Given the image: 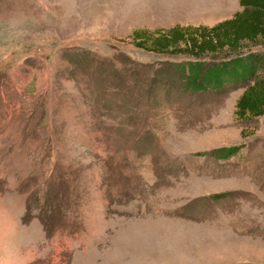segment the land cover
I'll return each mask as SVG.
<instances>
[{"label": "rangeland", "instance_id": "1", "mask_svg": "<svg viewBox=\"0 0 264 264\" xmlns=\"http://www.w3.org/2000/svg\"><path fill=\"white\" fill-rule=\"evenodd\" d=\"M240 9L0 0V264H264V116L237 122L243 87L184 89L191 57L129 36Z\"/></svg>", "mask_w": 264, "mask_h": 264}, {"label": "trees", "instance_id": "2", "mask_svg": "<svg viewBox=\"0 0 264 264\" xmlns=\"http://www.w3.org/2000/svg\"><path fill=\"white\" fill-rule=\"evenodd\" d=\"M241 10L214 25H181L150 29L137 26L130 40L147 51L191 58L172 63L181 85L207 92L227 85L243 87L234 118L244 124L264 116V0H239ZM225 56L210 61L208 56ZM245 129L241 134L246 137ZM244 144L222 146L209 153L219 159L238 154ZM207 154V152H205ZM223 193L214 197H222Z\"/></svg>", "mask_w": 264, "mask_h": 264}, {"label": "crops", "instance_id": "3", "mask_svg": "<svg viewBox=\"0 0 264 264\" xmlns=\"http://www.w3.org/2000/svg\"><path fill=\"white\" fill-rule=\"evenodd\" d=\"M241 10V9H240ZM237 12V11H236ZM235 14V13H234ZM233 14V15H234ZM209 18L210 17H206L205 18V21L203 22V23H201L202 21H200V22H195V21H192L191 23H189V22H186V21H181V20H179V21H177L176 23H171V24H169L168 26H165L166 28H169V27H172V26H174V25H176V24H181V25H189V24H192V25H200V24H205V25H214V24H216L217 22H219V21H222V20H215V22H213V23H210V22H206V21H208L209 20ZM231 18V17H230ZM187 18H184L183 20H186ZM194 19V18H193ZM227 19V18H226ZM224 20V19H223ZM150 22V21H149ZM148 24H150V23H148ZM142 27H147V28H150V29H154V28H158V27H151L150 25H147V26H142ZM159 27H161V26H159ZM240 96V95H239ZM239 98V97H238ZM12 264V263H11ZM15 264V263H14Z\"/></svg>", "mask_w": 264, "mask_h": 264}]
</instances>
